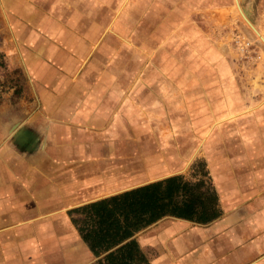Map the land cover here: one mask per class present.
<instances>
[{"label":"crops","instance_id":"crops-1","mask_svg":"<svg viewBox=\"0 0 264 264\" xmlns=\"http://www.w3.org/2000/svg\"><path fill=\"white\" fill-rule=\"evenodd\" d=\"M2 1L5 24L35 30L15 36L27 43L21 50L26 79L9 104L11 114L0 116V264H91L96 256L73 221L81 215L70 210L155 181L108 191L123 178L117 164L143 154L135 146L107 145L108 117L118 121L140 102L165 110L173 90L168 73L151 72L147 89L138 88V50L125 57L121 43L125 25L140 26L138 5L125 23L114 0L95 6L91 0ZM125 58H133L131 68H123ZM242 167L229 165L239 172L228 179L233 200L226 205L212 180L220 217L200 223L165 215L137 233L152 264H264V174L247 181ZM77 245L84 252L76 253Z\"/></svg>","mask_w":264,"mask_h":264},{"label":"rangeland","instance_id":"rangeland-1","mask_svg":"<svg viewBox=\"0 0 264 264\" xmlns=\"http://www.w3.org/2000/svg\"><path fill=\"white\" fill-rule=\"evenodd\" d=\"M91 1L90 6L106 2ZM114 1L117 7L122 5L124 21L133 16L132 8L139 6L135 19L140 26L137 30V25L136 29L131 24L125 25L121 42L127 52L124 54H128L125 57H131L132 49L138 50L134 52L138 88L147 89V84L154 80L151 72L164 71L173 90L165 110L140 102L134 112L130 106L126 107L127 114L118 121L111 115L108 117L107 145L135 146L142 148L143 153L126 156L117 164L123 178L118 185L109 186L108 191L175 172L195 178L193 164L205 160L226 205L233 200L226 193L228 179L239 172L228 170L229 165L237 168L245 165L246 169L242 167L240 172L251 176L247 181L264 174L263 40L243 17L236 0ZM239 1L264 35V0ZM2 3L0 0V116L3 118L11 114L13 107L9 104L20 98V86L26 79L21 72L25 69L21 50H26L27 43H20L15 36L22 32L26 37L35 27L14 28L8 22L5 24ZM134 29L138 35H134ZM132 61L133 58H125L123 68H131ZM146 72L150 76H145ZM226 210L227 206L223 215ZM82 247L77 245L75 252H84Z\"/></svg>","mask_w":264,"mask_h":264},{"label":"trees","instance_id":"trees-1","mask_svg":"<svg viewBox=\"0 0 264 264\" xmlns=\"http://www.w3.org/2000/svg\"><path fill=\"white\" fill-rule=\"evenodd\" d=\"M195 178L173 174L75 207L80 236L96 260L91 264H152L137 233L165 215L200 223L223 208L205 160L193 164Z\"/></svg>","mask_w":264,"mask_h":264},{"label":"water","instance_id":"water-1","mask_svg":"<svg viewBox=\"0 0 264 264\" xmlns=\"http://www.w3.org/2000/svg\"><path fill=\"white\" fill-rule=\"evenodd\" d=\"M237 1V5H238V8H239V10H240V12L242 13L243 11H242V9H241V3H240V1L239 0H236ZM243 14H245L244 12H243ZM247 17V16H246ZM246 20H247V22L250 24V26L255 30V32H257L258 33V35H261V37L264 39V35L261 33V31L257 28V26L251 21V20H248V19H250V18H245ZM169 175H171V174H167V175H165V176H162V177H159V178H155L154 180H157V179H161V178H164V177H167V176H169ZM149 182V181H148ZM145 183H147V182H145ZM141 185V184H140ZM137 186V185H136ZM132 187H135V186H131V187H129V188H126V189H130V188H132ZM126 189H124V190H126ZM123 191V190H122Z\"/></svg>","mask_w":264,"mask_h":264},{"label":"bare ground","instance_id":"bare-ground-1","mask_svg":"<svg viewBox=\"0 0 264 264\" xmlns=\"http://www.w3.org/2000/svg\"><path fill=\"white\" fill-rule=\"evenodd\" d=\"M237 2V1H236ZM241 9H242V11L245 13V14H243V12L241 13L242 15H243V17L244 18H247L248 17V15L246 14V12L244 11V9L242 8V6H241ZM247 16V17H246ZM249 18V17H248ZM248 20H251V19H248ZM257 33V32H256ZM258 34V33H257ZM262 40H263V42H264V39L261 37V35H258Z\"/></svg>","mask_w":264,"mask_h":264}]
</instances>
